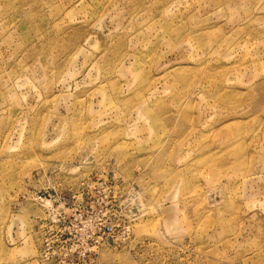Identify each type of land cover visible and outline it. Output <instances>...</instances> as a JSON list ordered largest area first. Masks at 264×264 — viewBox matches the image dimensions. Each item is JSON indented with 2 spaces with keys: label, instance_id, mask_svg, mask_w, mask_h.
I'll return each instance as SVG.
<instances>
[{
  "label": "rangeland",
  "instance_id": "1",
  "mask_svg": "<svg viewBox=\"0 0 264 264\" xmlns=\"http://www.w3.org/2000/svg\"><path fill=\"white\" fill-rule=\"evenodd\" d=\"M0 264H264V0H0Z\"/></svg>",
  "mask_w": 264,
  "mask_h": 264
}]
</instances>
